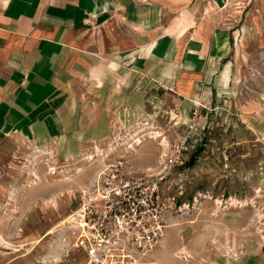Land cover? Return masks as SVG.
<instances>
[{"label": "crops", "instance_id": "obj_1", "mask_svg": "<svg viewBox=\"0 0 264 264\" xmlns=\"http://www.w3.org/2000/svg\"><path fill=\"white\" fill-rule=\"evenodd\" d=\"M161 110L264 150V0H0V162L135 137ZM144 144L125 157L134 168L154 163ZM162 249L148 257L161 264ZM70 254L62 264L84 262Z\"/></svg>", "mask_w": 264, "mask_h": 264}, {"label": "rangeland", "instance_id": "obj_2", "mask_svg": "<svg viewBox=\"0 0 264 264\" xmlns=\"http://www.w3.org/2000/svg\"><path fill=\"white\" fill-rule=\"evenodd\" d=\"M193 112L190 122L175 126L176 120L161 110L155 120L135 123V137L119 135L81 152H66L72 149L61 142L56 148L8 154L0 162V264H62L70 259L71 251L62 248L69 244L68 226H59L66 211L77 205L78 191L103 161L132 155L140 145H132L138 134L146 143L144 156L154 157L147 169L156 165L165 147L171 151L184 137L189 146L161 184L164 229L149 254L163 242L157 257L161 264L264 256V150L239 145L222 131L211 132V122L198 123L200 113ZM61 208L66 211L58 218ZM148 256L144 264H158Z\"/></svg>", "mask_w": 264, "mask_h": 264}, {"label": "built area", "instance_id": "obj_3", "mask_svg": "<svg viewBox=\"0 0 264 264\" xmlns=\"http://www.w3.org/2000/svg\"><path fill=\"white\" fill-rule=\"evenodd\" d=\"M170 148L159 153L152 169L134 168L124 157L102 162L59 225L68 226L69 244L62 246L66 253L80 252L83 264H144L164 229L161 184L189 146L184 137Z\"/></svg>", "mask_w": 264, "mask_h": 264}, {"label": "bare ground", "instance_id": "obj_4", "mask_svg": "<svg viewBox=\"0 0 264 264\" xmlns=\"http://www.w3.org/2000/svg\"><path fill=\"white\" fill-rule=\"evenodd\" d=\"M139 139H140L139 137H137V139H135V142H134V143H135L136 145H137V144H142V143H141V140H139ZM133 140H134V139H133Z\"/></svg>", "mask_w": 264, "mask_h": 264}]
</instances>
